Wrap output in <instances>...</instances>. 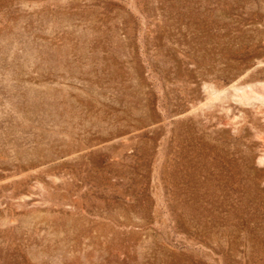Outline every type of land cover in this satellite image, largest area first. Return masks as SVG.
<instances>
[{"label": "rangeland", "instance_id": "obj_1", "mask_svg": "<svg viewBox=\"0 0 264 264\" xmlns=\"http://www.w3.org/2000/svg\"><path fill=\"white\" fill-rule=\"evenodd\" d=\"M0 264H264V0H0Z\"/></svg>", "mask_w": 264, "mask_h": 264}]
</instances>
